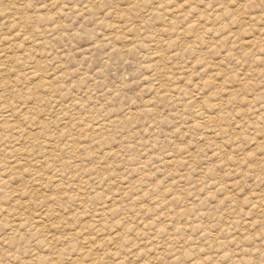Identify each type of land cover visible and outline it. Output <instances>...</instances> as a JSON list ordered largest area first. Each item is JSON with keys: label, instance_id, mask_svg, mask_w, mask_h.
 Returning <instances> with one entry per match:
<instances>
[{"label": "rangeland", "instance_id": "1", "mask_svg": "<svg viewBox=\"0 0 264 264\" xmlns=\"http://www.w3.org/2000/svg\"><path fill=\"white\" fill-rule=\"evenodd\" d=\"M0 264H264V0H0Z\"/></svg>", "mask_w": 264, "mask_h": 264}, {"label": "bare ground", "instance_id": "2", "mask_svg": "<svg viewBox=\"0 0 264 264\" xmlns=\"http://www.w3.org/2000/svg\"><path fill=\"white\" fill-rule=\"evenodd\" d=\"M244 40V39H243ZM243 49V48H242ZM244 82V81H243ZM52 83V82H51ZM7 84V83H6ZM13 85V84H12ZM5 86V85H4ZM48 86V85H47ZM9 89V88H8ZM221 102V101H220ZM8 123V122H7ZM11 125V124H10ZM5 127V126H4ZM187 159V158H186ZM23 166V165H22ZM21 166V167H22ZM193 166V165H192ZM102 170V169H101ZM78 172V171H77ZM60 179V178H59ZM147 188V187H146ZM128 189V188H127ZM117 194V193H116ZM142 205V204H141ZM144 208V207H143ZM246 226V225H245ZM15 231V230H14Z\"/></svg>", "mask_w": 264, "mask_h": 264}]
</instances>
